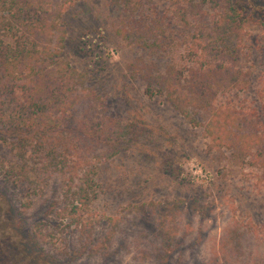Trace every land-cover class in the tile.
Returning <instances> with one entry per match:
<instances>
[{"label":"trees","instance_id":"trees-1","mask_svg":"<svg viewBox=\"0 0 264 264\" xmlns=\"http://www.w3.org/2000/svg\"><path fill=\"white\" fill-rule=\"evenodd\" d=\"M78 1L0 0V142L14 157L0 161V183L4 189L12 187L1 190L11 195L16 223L21 228L30 224L28 236L39 246L56 236L58 220L69 218L77 229L94 226L85 212L98 196L97 163L118 154L119 141L135 130L109 112L105 98L65 56L63 15ZM148 1L113 0L121 9L116 33L142 50L127 67L130 76L144 85L146 95L164 98L192 126H203L214 145L221 142L220 160L237 169L255 167L263 181L264 80L258 106L246 109L219 101L221 95L251 86L242 40L254 17L237 0H170L164 11L153 10ZM247 3L253 11H264V0ZM260 23L264 27V19ZM56 175L63 180V191L46 195L44 188ZM16 190H24V199L15 197ZM37 198L38 206L33 205ZM7 202L0 195V227L7 225ZM234 226L227 228L207 264H264L258 225L250 222L249 230L262 246L250 251H243L244 234L240 225ZM89 229L83 233L91 241ZM172 234L165 239L159 264H166ZM8 237L7 229L0 230V257L4 243L7 252L17 251L9 264H21L22 244L13 246ZM110 240L106 232L88 246L92 253L106 252Z\"/></svg>","mask_w":264,"mask_h":264},{"label":"rangeland","instance_id":"rangeland-1","mask_svg":"<svg viewBox=\"0 0 264 264\" xmlns=\"http://www.w3.org/2000/svg\"><path fill=\"white\" fill-rule=\"evenodd\" d=\"M169 2L149 0L147 5L164 11ZM237 3L254 17L242 40L246 67L252 72L251 86L221 95L219 101L247 109L259 105L257 93L264 80V27L260 23L264 11H253L247 0ZM63 20L68 30L65 56L85 73L87 85L105 98L109 112L134 125L135 130L131 138L119 141L118 154L97 163L98 196L85 212L94 222L90 229L70 226L69 218L58 220L53 226L56 236L43 246L35 245L28 236L30 224L21 228L16 223V207L0 183V195L9 202L5 219L9 226L0 230L7 229L10 238L6 241L11 245L22 244L21 264H159L169 231L173 238L166 264H207L231 225L241 226L243 251L262 246L249 230L253 228L250 222L257 224L264 238V180L259 182L260 172L255 167L237 169L227 159L220 160L221 142L214 145L203 126H192L164 98L145 94L144 85L127 69L142 50L116 33L121 9L113 0H80L68 8ZM160 61L164 65L166 58ZM13 158L10 147L0 142V161ZM62 182L60 176L52 177L45 194L62 193ZM24 196L20 190L15 197ZM36 200L33 205L38 206L41 199ZM153 201L157 206H152ZM168 206L174 207L173 211ZM29 213H33L31 209ZM88 229L94 237L91 241L83 233ZM106 232L111 235L106 252L92 253L88 243ZM3 244L0 264H9L17 251L7 252Z\"/></svg>","mask_w":264,"mask_h":264}]
</instances>
